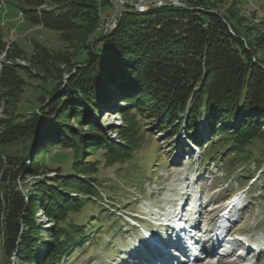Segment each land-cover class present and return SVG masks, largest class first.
<instances>
[{"label": "trees", "instance_id": "obj_1", "mask_svg": "<svg viewBox=\"0 0 264 264\" xmlns=\"http://www.w3.org/2000/svg\"><path fill=\"white\" fill-rule=\"evenodd\" d=\"M108 3L103 0V6ZM191 5L146 13L130 8L123 11L117 28L103 35L98 31L99 0H23L25 19L61 31L72 51L56 56L45 49L39 52L36 66L42 69L46 87L38 96V110L24 122L7 120L0 146L34 139L47 128L52 146L71 152L65 156L71 168L26 193L17 181L41 174L38 155L31 158L22 151L5 154L4 159L0 152V243L6 260L14 255L18 264H58L90 234L86 222L80 221L87 204L115 218L113 210L97 205L105 189L100 163L82 161L87 153L102 152L108 167L131 163L147 132L140 118L159 123L163 133L185 129L189 140L204 148L203 161L226 159L245 172L254 164L253 176L257 171L264 174L263 40L234 13H222L205 1ZM3 48L0 41V52ZM16 71L6 64L1 69L8 100L21 88ZM119 93L127 108L114 140L93 114ZM202 120L210 130L207 145L200 139ZM209 148L212 156L206 154ZM135 176L140 178L139 173ZM260 186L264 188V181ZM37 206L53 224L52 244L43 240Z\"/></svg>", "mask_w": 264, "mask_h": 264}, {"label": "rangeland", "instance_id": "obj_2", "mask_svg": "<svg viewBox=\"0 0 264 264\" xmlns=\"http://www.w3.org/2000/svg\"><path fill=\"white\" fill-rule=\"evenodd\" d=\"M181 1L190 6L191 3L205 1L207 4L215 5L222 13L236 14L242 25L251 29L254 37L263 40L260 53L264 55V0ZM99 3L103 7L104 15H113L116 12V8L110 3L104 6L103 0H99ZM21 4L23 0H0V41L4 46L0 52V74L4 64L14 66L17 69L15 76L21 86L18 95L8 100L7 88L3 87L0 78V137L4 134L7 120L24 122L38 110V96L43 91L42 88L46 87L42 79V69L36 66L37 59L40 58L39 52L45 49L56 56L72 51V46L62 39L61 31L28 22L21 12ZM120 9L130 10L126 6H120ZM73 74L74 71L70 75ZM101 107L102 110L93 115L103 130L117 140L116 131L123 125L126 101L119 93L115 100H109ZM140 120L142 130L146 129L147 132L144 135L143 147L135 154L131 163L108 167L105 165L102 152L94 156L87 153L84 156L82 163L87 159L100 163L99 179L105 189L102 188L103 200L97 202V205L113 210L115 218L111 219L108 212L102 208L87 204L80 221L86 222L90 234L84 240V244L72 250L58 264H122L128 261L127 257L120 256L127 252V247L137 242L135 236L138 233L143 234L144 230L134 228L135 222L131 224L127 215L131 212L137 213L142 215L147 223H153L152 216H162L161 212H170L171 204L176 203L184 193L191 194L196 200L193 208L202 214L200 220L208 215L213 217L214 214L211 212H215L219 207H225L226 198L236 194L233 212L237 215V218L236 216L234 218L239 224L235 230L256 242H264V188L260 186L264 181V174L257 171L253 176L257 165L253 164L250 172H245L242 165L239 166L236 162L228 165L226 159L216 161L210 157L203 161L204 148L200 150L196 143L190 141L185 129L174 134L175 130L170 128L163 133L159 129V123L144 118ZM201 123L202 121L198 126V129L202 130L200 139L205 138L203 145H207L210 130L206 128L204 121ZM72 126L75 129L80 127L74 120ZM46 129L44 128L34 139L0 146L4 159L5 154H19L22 151L28 152L31 158L38 155L37 166L41 169L42 175L29 174L24 180L17 181L19 189L26 193L32 192L37 183L55 178L59 173L66 174L71 168V161L65 158L66 155L69 157L71 152L59 146H52L50 134ZM84 130L86 131L87 127ZM40 138L43 140L39 147L35 148ZM191 146L196 150L194 153L196 159L182 158L183 151L190 150ZM212 153L214 152L211 148L206 151L210 156ZM229 172L233 175L229 176ZM137 173L140 174V178H135ZM244 174L250 178L246 179ZM248 192L253 193V196L248 195ZM116 204L122 207L119 208ZM37 207L36 218L42 227L43 240L47 245L52 244L49 231L53 224L47 220L41 207ZM90 215H94V218L88 221ZM121 224L123 227H120ZM225 236L228 238V232ZM37 251L44 254L42 248H38ZM17 260L14 255L10 260H6L0 243V264H18ZM203 262L205 261L196 264ZM245 262L264 264V258L255 260L252 254L246 257Z\"/></svg>", "mask_w": 264, "mask_h": 264}, {"label": "bare ground", "instance_id": "obj_3", "mask_svg": "<svg viewBox=\"0 0 264 264\" xmlns=\"http://www.w3.org/2000/svg\"><path fill=\"white\" fill-rule=\"evenodd\" d=\"M111 1L114 2V0H111ZM164 1L170 2V3H177L178 5H175V4H164V5L163 4H154V6L132 7L131 9H133L134 11L139 12V13H146L150 9H154V8H164V7H180V8H186V7H188L186 4H183L181 0H164ZM121 16H122V13H120V15L117 18H113L110 21V25H108V27H106V21L102 22L101 29H103L105 31V33H109L110 31L115 30L117 28V25H118V20H119V18ZM203 121L204 120H202V123H203ZM204 122H205L206 128H208L207 122L206 121H204ZM200 131L202 132V130H200ZM233 250L234 249H231L230 251H227L225 253V256L223 258L217 260L216 264H232V262L233 263L235 262L236 264H247V262H245V261H246V257L249 254L244 255V256H241V257H238V258H234L236 260L232 261L231 259H233V258L231 256H232ZM261 255H264V251H262ZM200 261L201 262L202 261H205L202 264H212V263H209L208 260H205V258L201 259Z\"/></svg>", "mask_w": 264, "mask_h": 264}, {"label": "built area", "instance_id": "obj_4", "mask_svg": "<svg viewBox=\"0 0 264 264\" xmlns=\"http://www.w3.org/2000/svg\"><path fill=\"white\" fill-rule=\"evenodd\" d=\"M114 3L118 4L119 6H126L129 9L132 7L154 6V4H163V5L164 4H175V5H178L177 3H170V2H166L164 0H114ZM119 15H120V12H118L117 15L113 18H117ZM111 20L106 21V27H108V25H110Z\"/></svg>", "mask_w": 264, "mask_h": 264}, {"label": "water", "instance_id": "obj_5", "mask_svg": "<svg viewBox=\"0 0 264 264\" xmlns=\"http://www.w3.org/2000/svg\"><path fill=\"white\" fill-rule=\"evenodd\" d=\"M109 1H110V4L116 8V12H115L113 15H104L103 12H102V8H103V7H100V23H99L98 31H99L101 34H103V35H106L107 33H105V31H104L103 29H101V24H102V22L107 21V20H111L113 17H115V16L117 15L118 12L122 13V15H123V11H121L120 6H119L118 4H115L114 2H112L111 0H109ZM184 4H186V3H184ZM186 5L189 6V7H194V6H192V5H191V6L188 5V4H186ZM127 8H128V7H127ZM196 8H197V7H196ZM120 18H121V17H120ZM118 21H119V20H118ZM70 76H71V75H68L67 78H69ZM42 140H43V138H42V139L40 138V140H39L38 143L36 144L35 148H38V147H39V145L41 144V141H42Z\"/></svg>", "mask_w": 264, "mask_h": 264}]
</instances>
